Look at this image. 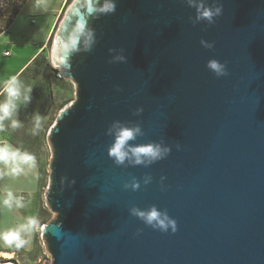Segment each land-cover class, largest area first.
<instances>
[{"label":"water","instance_id":"95a60500","mask_svg":"<svg viewBox=\"0 0 264 264\" xmlns=\"http://www.w3.org/2000/svg\"><path fill=\"white\" fill-rule=\"evenodd\" d=\"M45 264H264V0H73Z\"/></svg>","mask_w":264,"mask_h":264},{"label":"rangeland","instance_id":"374dc122","mask_svg":"<svg viewBox=\"0 0 264 264\" xmlns=\"http://www.w3.org/2000/svg\"><path fill=\"white\" fill-rule=\"evenodd\" d=\"M43 1L44 3L51 2L50 0ZM72 2L73 0H65L56 29L45 51L0 96V132L4 139L16 147L23 148L40 171V189L35 196L32 218L29 220L31 226L28 225L27 238L8 241L10 236L1 234L0 252L6 251L10 255L0 254V264H45L52 261V256L42 235L43 226L57 217L48 206L45 198L52 159L49 131L61 109L75 99L76 84L69 79L59 80L55 78L52 70L55 65H53L51 56L60 21ZM7 5L8 0H0V7H2L0 26L3 25L1 15L6 13ZM43 5L47 6L48 2ZM28 8L25 11L24 6V10L20 11L16 22H13V38L26 33L30 35L31 31L37 32L38 38L43 35L46 28L45 24L51 16L46 12L42 13L46 16L35 14L30 16L27 12ZM35 8L38 9V7ZM16 50L19 48L14 47L13 44V54L16 53L14 52ZM9 51L11 53V50ZM4 55L0 50V64H7L10 61V56ZM27 197L28 195L22 194L20 200L25 202L29 198ZM17 220V216L13 215V222ZM7 241V244L2 245Z\"/></svg>","mask_w":264,"mask_h":264},{"label":"crops","instance_id":"0c3cea01","mask_svg":"<svg viewBox=\"0 0 264 264\" xmlns=\"http://www.w3.org/2000/svg\"><path fill=\"white\" fill-rule=\"evenodd\" d=\"M50 1H47V6L43 5L47 3H44L43 0H28L24 5L25 11L29 7L27 12L30 16L32 14L42 15L44 12L51 16L46 22L45 31L40 38L37 37V32L32 31L30 35L26 33L13 38L14 23L0 34L2 55L11 50L10 54L4 55L10 56L9 63L0 64V94H3L24 69L48 47L62 13L63 4H65V0ZM23 8L21 11L24 10ZM42 16L46 15L43 14ZM13 44L14 47L19 48V50L14 51L15 54H13ZM35 165L27 153L4 139L0 132V235H9L8 241L27 238L28 225L31 226L29 220L32 218L35 196L40 189V171ZM22 194L29 197L25 202L20 200ZM13 215L18 218L16 222H13ZM8 241L2 245L7 244Z\"/></svg>","mask_w":264,"mask_h":264},{"label":"trees","instance_id":"16d2710c","mask_svg":"<svg viewBox=\"0 0 264 264\" xmlns=\"http://www.w3.org/2000/svg\"><path fill=\"white\" fill-rule=\"evenodd\" d=\"M27 0H8V5H7V7H6V13L5 14H2L1 16H2V21H3V25L2 26H0V34L1 33H3L4 31H6L9 27H10V25L14 22V19L18 16V14L20 13V11H21V9H22V7H23V5H24V3L26 2ZM1 10H2V7H0V12H1ZM43 53V52H42ZM40 55V54H39ZM38 55V56H39ZM37 56V57H38ZM36 57V58H37ZM35 58V59H36ZM31 64V63H30ZM30 64L24 69V71L30 66ZM53 71H54V74H55V78L56 79H59V78H57L56 77V72H57V68L55 67V66H53V69H52ZM24 71L13 81V83L24 73ZM62 79H65V78H62ZM62 79H59V80H62ZM13 83H12V85H13ZM11 85V86H12ZM10 86V87H11ZM9 87V88H10ZM8 88V89H9ZM7 89V90H8ZM6 90V91H7ZM5 91V92H6ZM4 92V93H5ZM3 93V94H4ZM2 94H0V96H1ZM19 147V146H18ZM21 150H23L24 151V149L23 148H21V147H19ZM25 152V151H24ZM26 153V152H25Z\"/></svg>","mask_w":264,"mask_h":264},{"label":"built area","instance_id":"2783aa9c","mask_svg":"<svg viewBox=\"0 0 264 264\" xmlns=\"http://www.w3.org/2000/svg\"><path fill=\"white\" fill-rule=\"evenodd\" d=\"M5 53L6 54H9L10 51H6ZM56 68L58 69L57 72H56V77L59 78V79L65 78L64 75H63V73H62V71H61V69L59 67H56Z\"/></svg>","mask_w":264,"mask_h":264},{"label":"bare ground","instance_id":"6f19581e","mask_svg":"<svg viewBox=\"0 0 264 264\" xmlns=\"http://www.w3.org/2000/svg\"><path fill=\"white\" fill-rule=\"evenodd\" d=\"M0 254L10 255V253H9V252H6V251H4V252H0Z\"/></svg>","mask_w":264,"mask_h":264}]
</instances>
